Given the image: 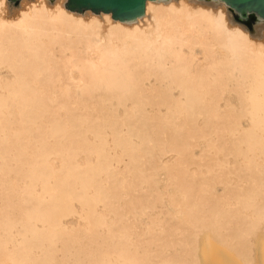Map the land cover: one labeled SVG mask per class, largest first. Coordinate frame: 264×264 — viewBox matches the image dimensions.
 <instances>
[{
    "label": "bare ground",
    "instance_id": "bare-ground-1",
    "mask_svg": "<svg viewBox=\"0 0 264 264\" xmlns=\"http://www.w3.org/2000/svg\"><path fill=\"white\" fill-rule=\"evenodd\" d=\"M66 1L0 0V264H264V38L226 4L179 0L222 18L221 32L171 12L177 1H147L139 23ZM69 113L85 131L110 117L129 157L137 135L141 163L110 176L95 138L65 139ZM53 236L59 248L32 243Z\"/></svg>",
    "mask_w": 264,
    "mask_h": 264
},
{
    "label": "snow or ice",
    "instance_id": "snow-or-ice-1",
    "mask_svg": "<svg viewBox=\"0 0 264 264\" xmlns=\"http://www.w3.org/2000/svg\"><path fill=\"white\" fill-rule=\"evenodd\" d=\"M178 7L171 9L170 11L173 13H177L182 16H187L189 19L193 17L202 18L204 20H207L208 22L214 24L218 31L226 32V28L223 25L222 18L215 17L211 13L206 12L202 8H185L183 4L179 3V0H177ZM39 11V9H37ZM47 12V10H44ZM56 12L59 11V9L55 10ZM92 27V26H88ZM92 30L95 31L94 27H92ZM111 32V30H109ZM230 37L235 36L243 40L244 45L246 47L255 48V45L252 43V41L247 38L243 37L241 33H227ZM97 39H99L97 37ZM259 54L262 59H264V43H261L259 46ZM47 114V113H45ZM63 132L64 137L66 140H71L73 142L77 141H84L85 143H91L90 138H95V141L99 143L100 147L103 149L105 155L109 156V159L111 160V164L108 167V173L111 176L114 172H119L120 169H124L125 175H128V170L134 165L141 163L140 160L136 159V156L138 153H142L145 145L143 143H138V137L137 135H132L130 138V147H131V156L123 155L121 152L122 145H119L115 143L114 137L107 135V133L110 131L109 125L111 124V118L103 116L102 114H97L94 118L89 119L88 123L90 127L87 131H85V128L83 127V120L75 118L71 113H69L66 117L63 118ZM4 123H5V142L8 140V130L9 128L13 127V112L12 109L7 108L4 110ZM124 126L130 127L128 124V117L125 115L124 117ZM37 131H39L37 129ZM153 132H155V129H153ZM34 133L29 132L28 135H33ZM155 140L149 141V145L152 147H155ZM155 153H153L154 157ZM104 173L101 172L99 177H93V180L96 179H103ZM119 177H117L118 179ZM125 186L127 187V181H125ZM240 242L242 244H245L247 247L252 248L253 245L251 244V237H248L247 239H241ZM34 245H44L48 244L52 248H59L60 245V238L58 236H53L50 239L47 240H38V241H32ZM15 244V241H6L4 244V250L10 251L13 249V245ZM33 251L39 250L37 248H33ZM197 254L199 253V248L197 246L196 248ZM12 264H81L79 261H73V260H32V259H21V260H13ZM143 264H150V262L145 261ZM166 264H183V262H176V261H168ZM247 264H255L254 261L249 260Z\"/></svg>",
    "mask_w": 264,
    "mask_h": 264
},
{
    "label": "water",
    "instance_id": "water-1",
    "mask_svg": "<svg viewBox=\"0 0 264 264\" xmlns=\"http://www.w3.org/2000/svg\"><path fill=\"white\" fill-rule=\"evenodd\" d=\"M9 7H20L19 0H7ZM53 3V0H48ZM147 1L177 0H67L66 8L85 13H110L114 21L139 23L146 15ZM229 7L228 21L251 29V35L264 38V0H199Z\"/></svg>",
    "mask_w": 264,
    "mask_h": 264
},
{
    "label": "rangeland",
    "instance_id": "rangeland-1",
    "mask_svg": "<svg viewBox=\"0 0 264 264\" xmlns=\"http://www.w3.org/2000/svg\"><path fill=\"white\" fill-rule=\"evenodd\" d=\"M246 29H247L248 31L251 30V29H248V28H246Z\"/></svg>",
    "mask_w": 264,
    "mask_h": 264
}]
</instances>
